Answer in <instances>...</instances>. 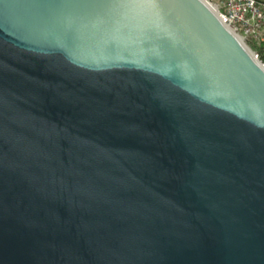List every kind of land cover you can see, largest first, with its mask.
Segmentation results:
<instances>
[{
	"label": "water",
	"instance_id": "water-1",
	"mask_svg": "<svg viewBox=\"0 0 264 264\" xmlns=\"http://www.w3.org/2000/svg\"><path fill=\"white\" fill-rule=\"evenodd\" d=\"M0 264H264V67L201 0H0Z\"/></svg>",
	"mask_w": 264,
	"mask_h": 264
},
{
	"label": "built area",
	"instance_id": "built-area-1",
	"mask_svg": "<svg viewBox=\"0 0 264 264\" xmlns=\"http://www.w3.org/2000/svg\"><path fill=\"white\" fill-rule=\"evenodd\" d=\"M212 9L221 22L242 42L264 44V1L262 0H201ZM244 43V42H243ZM254 59L264 67L261 52L252 50Z\"/></svg>",
	"mask_w": 264,
	"mask_h": 264
},
{
	"label": "trees",
	"instance_id": "trees-1",
	"mask_svg": "<svg viewBox=\"0 0 264 264\" xmlns=\"http://www.w3.org/2000/svg\"><path fill=\"white\" fill-rule=\"evenodd\" d=\"M248 45L252 50H258L261 52V57L264 60V44L261 46H258L255 42L248 41Z\"/></svg>",
	"mask_w": 264,
	"mask_h": 264
},
{
	"label": "rangeland",
	"instance_id": "rangeland-1",
	"mask_svg": "<svg viewBox=\"0 0 264 264\" xmlns=\"http://www.w3.org/2000/svg\"><path fill=\"white\" fill-rule=\"evenodd\" d=\"M262 1H264V0H262ZM243 42H244V44H245V45H247V43H246V41H245V40H243Z\"/></svg>",
	"mask_w": 264,
	"mask_h": 264
}]
</instances>
